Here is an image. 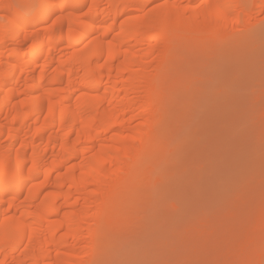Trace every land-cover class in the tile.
I'll return each instance as SVG.
<instances>
[{"label":"bare ground","instance_id":"6f19581e","mask_svg":"<svg viewBox=\"0 0 264 264\" xmlns=\"http://www.w3.org/2000/svg\"><path fill=\"white\" fill-rule=\"evenodd\" d=\"M53 3L27 33L33 14L0 2V264H96L168 137L182 41L218 50L264 15V0Z\"/></svg>","mask_w":264,"mask_h":264},{"label":"rangeland","instance_id":"374dc122","mask_svg":"<svg viewBox=\"0 0 264 264\" xmlns=\"http://www.w3.org/2000/svg\"><path fill=\"white\" fill-rule=\"evenodd\" d=\"M3 14L11 13L0 12V21ZM40 16L19 24L29 33L45 24H24ZM259 20L253 32L238 26L218 50L194 48L184 42L190 35L182 41L184 54L165 72L168 137L96 264H264V15Z\"/></svg>","mask_w":264,"mask_h":264},{"label":"snow or ice","instance_id":"6c2138e0","mask_svg":"<svg viewBox=\"0 0 264 264\" xmlns=\"http://www.w3.org/2000/svg\"><path fill=\"white\" fill-rule=\"evenodd\" d=\"M57 6V4L53 3V0H26L25 3L16 5L15 7L35 15L46 13L50 8ZM185 264H196V262H185Z\"/></svg>","mask_w":264,"mask_h":264}]
</instances>
